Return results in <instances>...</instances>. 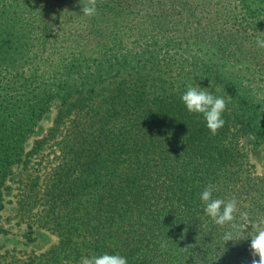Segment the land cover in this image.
Masks as SVG:
<instances>
[{
  "label": "trees",
  "instance_id": "trees-1",
  "mask_svg": "<svg viewBox=\"0 0 264 264\" xmlns=\"http://www.w3.org/2000/svg\"><path fill=\"white\" fill-rule=\"evenodd\" d=\"M81 7L0 0V264L103 253L251 264V228L226 243L200 194L212 184L213 198L264 215V171L250 160L264 151V0H96L92 17ZM188 86L225 99L215 135L182 103ZM50 142L53 160L16 202L27 221L18 237L4 215L9 180ZM29 220L58 242L16 250L34 240Z\"/></svg>",
  "mask_w": 264,
  "mask_h": 264
},
{
  "label": "clouds",
  "instance_id": "clouds-1",
  "mask_svg": "<svg viewBox=\"0 0 264 264\" xmlns=\"http://www.w3.org/2000/svg\"><path fill=\"white\" fill-rule=\"evenodd\" d=\"M82 5L81 12L84 16L92 17L96 14V0H78ZM258 48L264 49V39H257ZM181 101L189 113L202 114L206 127L215 135L223 127L225 121L222 114L226 109V101L222 97L212 95L210 92L198 87L188 86L182 94ZM215 187L207 185L200 194L204 205L205 215L210 217L214 224L224 227L228 231L223 235V240L237 241V237H244L246 229L251 228L249 251L251 264H264V215L251 220L247 212L240 211L235 197L228 200L213 198ZM244 237L242 239H246ZM80 264H128L127 259L119 254L103 253L91 257H82Z\"/></svg>",
  "mask_w": 264,
  "mask_h": 264
},
{
  "label": "rangeland",
  "instance_id": "rangeland-1",
  "mask_svg": "<svg viewBox=\"0 0 264 264\" xmlns=\"http://www.w3.org/2000/svg\"><path fill=\"white\" fill-rule=\"evenodd\" d=\"M51 124V119L44 120L37 129L34 137L41 138L45 136L47 128L50 127ZM28 147L30 149L31 140ZM54 149L55 146H53L51 142L46 144L42 151H39L37 154L30 157L31 161L29 163L30 167L28 169H17L16 174L9 180V186L11 187V189L8 190L6 198H8V200L10 201L7 204L8 208L5 210L4 215L7 218L6 224L11 225L12 231L18 237L23 234L22 232L25 229L24 227L26 226L25 223L27 221H23L20 219V215L16 211V202L20 197L21 191L25 190L32 180L31 174L36 172V170H38L44 163H46L47 160H53L54 157L52 151ZM250 160L255 164L256 173L261 174L264 171V151H251ZM23 185L26 186L24 187ZM29 221V223L33 224V228L35 229L33 235L34 240L25 246L18 243L17 245L19 246H17L16 250L20 248L23 250L22 252L25 253H41L58 242V237L49 229L40 227L38 223L34 224L32 220ZM20 240H22V238H20L19 241Z\"/></svg>",
  "mask_w": 264,
  "mask_h": 264
}]
</instances>
